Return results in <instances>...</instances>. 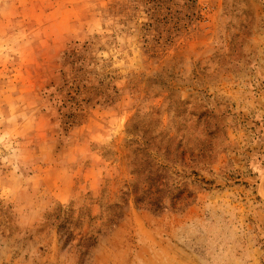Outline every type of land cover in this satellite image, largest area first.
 <instances>
[{
	"label": "rangeland",
	"instance_id": "obj_1",
	"mask_svg": "<svg viewBox=\"0 0 264 264\" xmlns=\"http://www.w3.org/2000/svg\"><path fill=\"white\" fill-rule=\"evenodd\" d=\"M142 147L186 204L122 199ZM0 264H264V0H0Z\"/></svg>",
	"mask_w": 264,
	"mask_h": 264
},
{
	"label": "trees",
	"instance_id": "obj_2",
	"mask_svg": "<svg viewBox=\"0 0 264 264\" xmlns=\"http://www.w3.org/2000/svg\"><path fill=\"white\" fill-rule=\"evenodd\" d=\"M85 50L87 48L82 47V50L74 48L67 51L68 53L64 55L62 61L63 67L66 68V71L62 74L63 83L54 90L55 93H47V101L50 104L54 101L57 102L55 111L60 116L58 117L61 126L60 134H68L70 132V128L79 120V113L83 111L81 105L91 100V97L78 100L83 94L92 96L89 86H87L89 85L87 84L89 79L85 74L86 68H82L86 63ZM80 82L83 83L82 86H80ZM81 90L84 92L82 93ZM55 94L59 98H55ZM147 142L158 150L162 149V154L166 160L182 163L185 149L182 146L181 139L170 138L164 142L162 140L157 142L154 140L149 142L148 140ZM141 149L145 150L144 156H136L131 161V164H133L131 173L136 175V179L125 186V190L122 191V199L126 201L128 197L132 196L137 204L158 210L161 209L167 199H169L171 205L186 204L191 193L178 189L175 194H172L167 181L164 179L165 174L160 173L159 168H162V166L151 161L150 153L146 151L145 147ZM162 169L165 170V168Z\"/></svg>",
	"mask_w": 264,
	"mask_h": 264
}]
</instances>
